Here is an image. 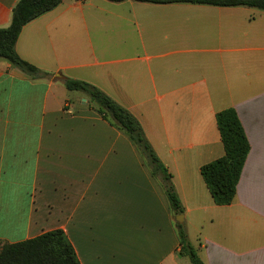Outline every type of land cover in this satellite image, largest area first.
I'll return each mask as SVG.
<instances>
[{"label": "crops", "instance_id": "obj_1", "mask_svg": "<svg viewBox=\"0 0 264 264\" xmlns=\"http://www.w3.org/2000/svg\"><path fill=\"white\" fill-rule=\"evenodd\" d=\"M18 0H0V28ZM0 60V248L61 230L80 264H264V11L63 0ZM128 110L171 176L174 215L128 137L64 79ZM236 111L249 144L235 196L217 206L200 168L224 154L215 115Z\"/></svg>", "mask_w": 264, "mask_h": 264}, {"label": "trees", "instance_id": "obj_2", "mask_svg": "<svg viewBox=\"0 0 264 264\" xmlns=\"http://www.w3.org/2000/svg\"><path fill=\"white\" fill-rule=\"evenodd\" d=\"M63 0H18L12 9L11 21L6 28H0V60L33 79L51 78L21 59L15 45L22 28L29 22L52 11ZM120 3L126 0H108ZM155 5L192 4L213 7H246L264 11V0H131ZM68 91L82 93L91 108L112 127L124 133L145 160L152 176L160 178L164 195L174 215L183 213L175 193L171 176L160 163L152 147L144 136L136 118L124 107L95 86L73 79H64ZM217 129L223 145L224 154L217 160L203 165L200 175L217 206L229 205L236 192L243 165L249 153V144L242 129L238 115L233 109H226L215 115ZM181 245L180 255L188 257L192 264H202L188 242L183 224L175 223ZM0 264H80L76 253L61 230L43 233L33 239L15 244H5L0 248Z\"/></svg>", "mask_w": 264, "mask_h": 264}, {"label": "water", "instance_id": "obj_3", "mask_svg": "<svg viewBox=\"0 0 264 264\" xmlns=\"http://www.w3.org/2000/svg\"><path fill=\"white\" fill-rule=\"evenodd\" d=\"M178 217H181V215H179ZM176 221L178 222V223H180L181 221L177 218L176 219Z\"/></svg>", "mask_w": 264, "mask_h": 264}, {"label": "rangeland", "instance_id": "obj_4", "mask_svg": "<svg viewBox=\"0 0 264 264\" xmlns=\"http://www.w3.org/2000/svg\"><path fill=\"white\" fill-rule=\"evenodd\" d=\"M67 90V89H66ZM68 91V90H67ZM70 93H73V91H69ZM75 92V91H74ZM88 100V99H87ZM88 104H89V102H88ZM90 105V104H89ZM174 224H175V222H174Z\"/></svg>", "mask_w": 264, "mask_h": 264}]
</instances>
